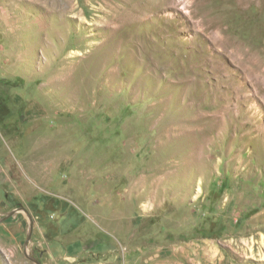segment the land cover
Segmentation results:
<instances>
[{
  "label": "rangeland",
  "instance_id": "374dc122",
  "mask_svg": "<svg viewBox=\"0 0 264 264\" xmlns=\"http://www.w3.org/2000/svg\"><path fill=\"white\" fill-rule=\"evenodd\" d=\"M30 258L264 264V0H0V264Z\"/></svg>",
  "mask_w": 264,
  "mask_h": 264
},
{
  "label": "water",
  "instance_id": "95a60500",
  "mask_svg": "<svg viewBox=\"0 0 264 264\" xmlns=\"http://www.w3.org/2000/svg\"><path fill=\"white\" fill-rule=\"evenodd\" d=\"M31 233H32V224H30V230H29V234H28L27 238L30 237ZM30 259H31L33 262H35L36 264H39L38 260H36V259H34V258H30Z\"/></svg>",
  "mask_w": 264,
  "mask_h": 264
}]
</instances>
